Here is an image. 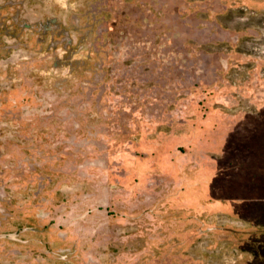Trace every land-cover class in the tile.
Listing matches in <instances>:
<instances>
[{
    "label": "rangeland",
    "instance_id": "374dc122",
    "mask_svg": "<svg viewBox=\"0 0 264 264\" xmlns=\"http://www.w3.org/2000/svg\"><path fill=\"white\" fill-rule=\"evenodd\" d=\"M0 264H264V0H0Z\"/></svg>",
    "mask_w": 264,
    "mask_h": 264
}]
</instances>
